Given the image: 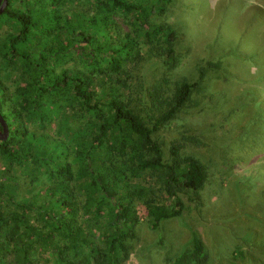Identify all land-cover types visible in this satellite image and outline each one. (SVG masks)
Segmentation results:
<instances>
[{"label":"trees","instance_id":"16d2710c","mask_svg":"<svg viewBox=\"0 0 264 264\" xmlns=\"http://www.w3.org/2000/svg\"><path fill=\"white\" fill-rule=\"evenodd\" d=\"M82 1L89 13L80 0H8L0 15L9 30L0 37V73H12L11 88L0 74L8 127L0 140V264H125L143 223L159 232L179 220L183 197L200 199L209 183L206 165L185 151L198 138L157 136L196 106L208 69L198 82L163 78L151 88L137 70L143 59L176 63L179 30L151 19L170 0ZM51 123L53 135L45 132ZM17 168L30 193L19 200L4 175ZM163 240L155 248L164 264L211 260L194 230L174 254Z\"/></svg>","mask_w":264,"mask_h":264},{"label":"rangeland","instance_id":"374dc122","mask_svg":"<svg viewBox=\"0 0 264 264\" xmlns=\"http://www.w3.org/2000/svg\"><path fill=\"white\" fill-rule=\"evenodd\" d=\"M80 1L77 8L89 13L88 5ZM163 4L164 12H153L151 19L179 30L176 63L169 69L161 60L143 59L137 70L151 85L163 78L169 84L182 79L198 82L199 70L208 69L193 95L196 106L179 113L157 136L164 143L181 142L189 135L198 138L201 143H187L185 151L206 165L210 179L200 199L183 197L185 210L179 220L164 223L159 232L143 223L125 264H164L163 251L155 248V242L161 237L166 252L174 254L185 248L190 229L210 252L209 264L229 259L236 264H264V0ZM8 32L2 26L0 37ZM216 62H221L219 70L207 68V63ZM0 74L3 85L11 88L12 73ZM56 129L57 124L51 123L45 132L53 135ZM24 172L17 168L2 173L15 189L16 200L30 194Z\"/></svg>","mask_w":264,"mask_h":264},{"label":"water","instance_id":"95a60500","mask_svg":"<svg viewBox=\"0 0 264 264\" xmlns=\"http://www.w3.org/2000/svg\"><path fill=\"white\" fill-rule=\"evenodd\" d=\"M8 0H0V15L4 12L5 8L7 7ZM0 140H6L8 137V127L5 123L4 119L2 118L0 114Z\"/></svg>","mask_w":264,"mask_h":264}]
</instances>
